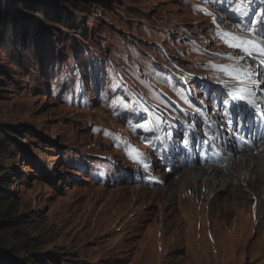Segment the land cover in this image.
Here are the masks:
<instances>
[{
  "label": "rangeland",
  "instance_id": "374dc122",
  "mask_svg": "<svg viewBox=\"0 0 264 264\" xmlns=\"http://www.w3.org/2000/svg\"><path fill=\"white\" fill-rule=\"evenodd\" d=\"M15 7L21 13L17 28L0 36V130L14 139L9 158L0 159L9 172V183L0 188L5 263L15 257L17 264H264V229L255 233L254 198H238L251 225L237 246L233 236L216 239L214 232L225 234L227 226L219 209L208 212L207 199L201 202L197 192L196 216L178 209V194L170 190L181 186L185 170L154 188L111 184L98 175L110 159L129 167L112 131L139 141L117 121L130 103L119 94L116 76L127 69L132 78L123 74L125 80L148 95H157L154 85L169 90L158 67L165 63L164 48L192 72L220 80L212 59L189 40L229 52L220 31L234 28L224 17L219 13L224 26L217 25L195 0H0L1 13ZM121 84L127 87L122 79ZM142 195L170 200L147 202ZM171 207L168 218L174 213L183 218L166 229L163 216ZM137 213L145 217L136 220ZM154 231L162 232V244L151 242ZM176 231L181 241L172 246ZM215 240L236 248L224 252Z\"/></svg>",
  "mask_w": 264,
  "mask_h": 264
},
{
  "label": "bare ground",
  "instance_id": "6f19581e",
  "mask_svg": "<svg viewBox=\"0 0 264 264\" xmlns=\"http://www.w3.org/2000/svg\"><path fill=\"white\" fill-rule=\"evenodd\" d=\"M248 74L249 76H251L252 74L256 75L257 71L254 69L252 70L250 69ZM252 81H259V80L254 78L250 82ZM185 172H186L185 174L186 177H184V174H182L183 175L182 178H184V181H182L183 183L181 182V186L177 187L176 185V188L170 190L171 194L172 192L178 194V201H177L178 209L187 210L188 212L192 213V216L197 215L196 212H194V210H196L195 205L197 202V196L198 198L201 199V202L204 200V198L207 199L205 206L208 212L209 211L212 212L214 209L218 208L220 213L217 214V216L223 218L222 220H224L225 222L224 225L225 227L227 226L228 228L226 227L227 233L225 234H220L218 233V231H215L214 234L216 236V239L219 240L221 239V237L222 238L226 237L231 239V236H233L234 239L236 240L237 246H239V244H241V241L244 240L247 237V235H249L248 230L251 224L249 222V219H247V223H246V219H245L246 217L245 216L243 217L242 213L237 207L239 205V200H238L239 197L254 198V202L256 203L255 204L256 206L255 209H252L251 213L257 214V218H256L257 221L255 222L256 225L254 226L256 231L255 233L263 231L264 229V146L263 148H261L260 150H258L253 154L241 156L234 159L223 168H216L213 166H203V167L185 169ZM167 177H169V175L166 176L164 173L161 174L160 176V178L165 181H167L166 180ZM174 182L175 184H177L176 181ZM166 183H168V181ZM170 183L171 185L174 184L173 182ZM205 184L206 185L209 184V188H207ZM201 185L202 187L204 186V188H201L200 187ZM199 188L201 189V191L199 190ZM167 189L166 187H164L162 190H167ZM195 192H197V196ZM146 197L147 195H142L140 198L143 199L142 201H147V202L156 201L159 204L164 202L165 200L166 201L170 200L165 195H159V196L155 195L152 197L151 200L146 199ZM183 199L186 200L188 199L190 204H186V205L180 204L181 200ZM173 211L174 208L171 207L169 212L164 213L162 227L163 225H165L167 229V227H169L174 222L177 223V225L180 224L181 222L180 218L183 217L181 216L178 217V214L174 213L171 219L168 218ZM139 215L140 213L136 214V218H135L136 220L139 219ZM141 217L142 215H140V219ZM188 218L189 220H191V217ZM188 218H186V220ZM133 227L137 229L139 227V224L136 222L133 225ZM164 232H166L165 229ZM175 234L177 237L174 236L173 242L171 243L172 246L178 245L179 242L181 241L179 232L176 231ZM161 237H162V232L158 236L156 231H154V234L151 237V242L157 239L162 244ZM218 240H215L216 244L219 243ZM236 244L233 245L230 242H228L227 244L219 243L217 247L220 246L222 251L229 253L231 251H234V249L236 248ZM201 247L202 246L200 245V248ZM161 248L162 245L160 246V249ZM205 250H206L205 252L207 253L208 250L206 247Z\"/></svg>",
  "mask_w": 264,
  "mask_h": 264
},
{
  "label": "trees",
  "instance_id": "16d2710c",
  "mask_svg": "<svg viewBox=\"0 0 264 264\" xmlns=\"http://www.w3.org/2000/svg\"><path fill=\"white\" fill-rule=\"evenodd\" d=\"M20 15L21 13L16 7L13 8L11 12L1 13L0 11V36H3L4 33L8 32L9 30L17 28L16 17ZM0 133V159L9 158L6 151L13 150L14 139L7 133V131L0 130ZM8 183L9 172L0 163V188L7 185ZM5 260L6 258L4 257V255H0V264H6ZM10 264H17V259L15 257H12ZM29 264H31V262Z\"/></svg>",
  "mask_w": 264,
  "mask_h": 264
},
{
  "label": "snow or ice",
  "instance_id": "6c2138e0",
  "mask_svg": "<svg viewBox=\"0 0 264 264\" xmlns=\"http://www.w3.org/2000/svg\"><path fill=\"white\" fill-rule=\"evenodd\" d=\"M225 35H228L227 33Z\"/></svg>",
  "mask_w": 264,
  "mask_h": 264
}]
</instances>
